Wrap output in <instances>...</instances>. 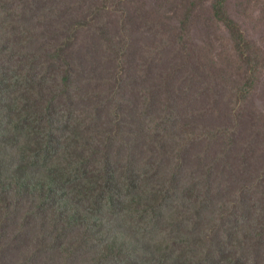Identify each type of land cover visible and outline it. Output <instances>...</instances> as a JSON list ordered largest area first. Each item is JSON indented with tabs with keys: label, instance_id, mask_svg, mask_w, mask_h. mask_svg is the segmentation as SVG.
<instances>
[{
	"label": "rangeland",
	"instance_id": "374dc122",
	"mask_svg": "<svg viewBox=\"0 0 264 264\" xmlns=\"http://www.w3.org/2000/svg\"><path fill=\"white\" fill-rule=\"evenodd\" d=\"M219 1L0 0V82L12 117L31 116H5L1 169L49 174L22 149L66 87L52 163L88 156L93 173L107 158L117 177L114 206L70 188L67 212L102 213L86 243L53 208L27 223L25 203L2 200L0 264H264V0H226L262 57L249 72ZM159 188L166 196L148 200ZM118 235L125 249L104 255L98 239ZM72 242L83 245L64 255Z\"/></svg>",
	"mask_w": 264,
	"mask_h": 264
},
{
	"label": "trees",
	"instance_id": "16d2710c",
	"mask_svg": "<svg viewBox=\"0 0 264 264\" xmlns=\"http://www.w3.org/2000/svg\"><path fill=\"white\" fill-rule=\"evenodd\" d=\"M216 14L219 20L224 22L232 33L235 48L240 59L246 65L247 71L258 70L262 65V57L258 49L244 36L240 24L229 14L226 7V0L219 1L216 6ZM5 86L7 85L4 84V81L0 82L2 98H5V93L7 92L3 90ZM67 90L68 88L66 87L58 88L55 91L53 110L49 105V107H45L44 111L41 112V118L46 117L44 121L42 120L44 129L37 130V127L27 125V130L35 135L33 137L34 148L32 149L31 145H25L23 147V152L27 150L24 154V159L29 158L32 152V160L37 165L41 163H44V165L52 164L48 171L49 174L47 176H36L32 173L21 172L22 168L18 166V168L13 169L12 173L6 175L3 169H1L2 166H0V204H6L2 200H6L7 198L14 199L9 205L15 202L20 204L25 203L27 217L24 221L27 220V223L38 219L47 209L53 208L63 216L64 221L68 224V228L71 226L84 227L82 237H78V240L86 243L91 239L89 235L97 231L96 221L100 210L87 206L86 211L71 209L67 212L64 204L72 195L70 188H75L74 184L80 185L82 192L80 193L75 188L77 195L84 200H89L88 202L91 204L95 202L99 205L102 203L105 206L109 204L114 206L116 195L112 191V188L117 183V177L113 173H110L113 172V165L107 158L104 159L103 166L93 173H85L84 170V166L88 165L90 160L88 156L79 155L74 162L60 160L59 163H52L57 158L58 150H55L58 147L57 139L62 142V136L57 135L59 131L58 115L54 110L57 106V97L66 94ZM23 110L26 111V109ZM5 116L8 117L7 124L14 126L26 125L31 117L26 113H23L21 118L12 117V113L8 111L6 98L5 100L0 98V125H5ZM37 132H39L38 135L35 134ZM78 139L79 135L76 133L74 140L77 141ZM88 154L89 156H95L97 152L90 151ZM82 168L83 173L79 175L78 172ZM162 194L166 196V191L164 188H159L152 193L148 200H155ZM101 214L99 213V216ZM98 221V228L101 230L104 228V223L100 219ZM65 234L64 229H62L60 234L57 235V238ZM47 239V233H45L42 240L47 241ZM120 240L122 239L119 235L115 239L101 237L97 243L105 247L102 253L109 257L110 253L116 248L125 249L124 243L119 244ZM81 245L83 244L78 242H72L71 245L63 243L61 250L64 255H74L75 250H77L76 247ZM157 248L160 252H164L166 248H170V244L168 241H164L160 245L157 241Z\"/></svg>",
	"mask_w": 264,
	"mask_h": 264
}]
</instances>
